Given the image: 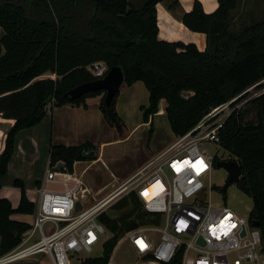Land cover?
Segmentation results:
<instances>
[{"label":"trees","instance_id":"trees-1","mask_svg":"<svg viewBox=\"0 0 264 264\" xmlns=\"http://www.w3.org/2000/svg\"><path fill=\"white\" fill-rule=\"evenodd\" d=\"M162 1L0 0V117L14 120L0 153V182L14 153L17 133L38 124L52 107H87L89 98L102 95L100 109L106 120L124 132L125 123L116 108L120 91L109 106L104 90L75 99L67 94L98 79L88 69L96 61H104L109 69L121 66L127 85L144 82L149 91L148 104L140 106L144 122H152L165 99V113L175 136L194 128L211 109L249 88H261L264 19L233 33L232 13L239 0H218L212 13L195 0L181 18L189 29L207 35V47L201 51L194 43L159 38L157 4ZM178 3L173 0L170 7ZM248 97L250 107L233 111L219 137L221 146L240 163L242 175L236 184L252 198L250 221L252 225L260 222L264 249V90ZM251 110L253 118L247 119ZM96 159V145L91 141L77 145L51 142L49 165L63 161L62 171L74 173L76 162ZM218 161H214L216 167ZM14 185L21 189L16 208L0 194V255L19 246L32 227L13 219L12 214L33 213L36 208L23 181L16 179ZM129 203L133 208L118 217L105 212L99 216L113 232L105 243L103 262L126 231L151 221L134 191L115 205L122 208ZM181 256L182 252L171 264H180Z\"/></svg>","mask_w":264,"mask_h":264},{"label":"built area","instance_id":"built-area-1","mask_svg":"<svg viewBox=\"0 0 264 264\" xmlns=\"http://www.w3.org/2000/svg\"><path fill=\"white\" fill-rule=\"evenodd\" d=\"M88 69L97 78L109 71L104 61H96ZM245 92L211 109L194 128L177 136L165 150L91 205L85 202L89 188L78 176L72 178L73 173L49 165L33 228L19 246L0 255V264L32 254L46 255L50 264H171L180 252V264H264L260 227L251 224L250 216H241L211 199L217 187L212 182L216 156L211 148L221 147L219 131L229 115L242 108L238 101ZM3 133L0 129V151ZM48 182L63 187L48 188ZM132 191L151 214V221L126 231L103 262L109 238L101 241L107 226L99 216ZM78 201L82 205L79 210ZM35 230L39 239L26 245ZM122 241L132 250L127 261L115 258Z\"/></svg>","mask_w":264,"mask_h":264},{"label":"crops","instance_id":"crops-1","mask_svg":"<svg viewBox=\"0 0 264 264\" xmlns=\"http://www.w3.org/2000/svg\"><path fill=\"white\" fill-rule=\"evenodd\" d=\"M172 1L173 0H165L157 4L159 38L167 41H183L185 43H194L201 51L205 50L207 47V35L203 32H197L189 29L183 23L181 18L185 12H188L193 8L195 0H178V5L171 8L170 4ZM199 1L202 3L203 8L207 13L214 12L219 6L218 0ZM139 93L148 95L149 101V91L143 81H137L132 85H127L124 82L117 97V111L124 120L126 126L125 128L128 130L130 129V131L126 133L124 137L125 139L132 136V133H134L137 128L148 124V122H144L143 116L142 119L138 121H134L130 117L131 111L134 110L136 112L137 109H140L141 105H147V103L144 102L145 100L140 102L137 99V94ZM101 98L102 95L89 98L87 100V107H84L83 105L77 106L72 104H65L60 107H52L49 109L47 115L38 124L32 127L21 129L17 133L14 153L11 160L9 161L7 172L1 178L0 182L1 196L8 198L12 202L14 208L19 205L21 198V189L14 185V181L16 179L23 181L26 187L28 198L36 204L37 208L40 200V188L43 186L46 173L49 168L51 142L77 145L85 141H91L96 146H98L99 152H101L100 144L96 143L98 141L97 138L95 139L94 137L95 131L98 130L97 127L105 125L107 122L103 112L100 109ZM161 106L163 111H159L157 114L164 113L166 115L165 109L167 106V101L165 99L161 101ZM0 119L2 120L0 122V129L3 131L5 130L2 136V141H4L6 131L12 126L14 120L3 119L1 117ZM171 133L175 138L177 137L175 134H173L172 130ZM170 144L164 145V147L158 150L157 153L165 150ZM100 159H102V152L99 156H97L96 160L83 161L87 162L85 163L87 166L85 165L81 169L80 174L75 172V166L81 161L76 162L74 164V173L70 176H72V178L75 176L80 177L81 174H84L93 163L101 161ZM33 164H37V166L32 167L31 165ZM49 183L52 182L46 183L47 187ZM59 185L61 188L63 187L62 184ZM36 208L32 213V215H34V222L36 219ZM12 218L31 224L32 227L29 230L33 228L34 222L25 219L21 215L13 213ZM26 232L23 235V239L25 236H28ZM36 233H38V237L34 240L33 238ZM31 237L32 241H30ZM39 237V232L35 230L30 236L29 240L26 242V245L29 243V241L32 243L38 240Z\"/></svg>","mask_w":264,"mask_h":264},{"label":"rangeland","instance_id":"rangeland-1","mask_svg":"<svg viewBox=\"0 0 264 264\" xmlns=\"http://www.w3.org/2000/svg\"><path fill=\"white\" fill-rule=\"evenodd\" d=\"M232 15L233 21L230 29L233 33H238L244 26L264 19V0H239V4ZM261 81L263 82L261 88L250 89L248 95L242 97V99L238 101V103L242 102L241 107L243 110L250 107L248 101L250 99V97H248L249 94L252 96L258 93V89H260V91L264 90V80ZM137 99L140 102L145 100L144 102L148 104V95L139 93L137 94ZM160 111H163L161 104ZM252 113L251 110L247 119L253 118ZM142 116L143 113L140 109H137L136 112L134 110L131 111L130 117L134 121L142 119ZM1 121L0 119V122ZM151 121L152 122L149 121L148 124L137 128L136 131L132 133V136L127 139L124 137L130 129L128 130L125 128L126 126L122 134L117 131L114 126H111L108 121L105 125L97 127L98 130L95 131L94 137L95 139L97 138L98 142L96 143L100 144L102 159H100L101 161L99 162L93 163L80 177L78 176L84 182V185L89 188L88 195L85 198L87 205L93 204L96 200L102 198L106 192L120 186L125 180L131 177L143 163L145 164L156 155L158 150L176 139L171 133L169 121L164 113L154 115L153 118L151 117ZM211 150L215 152V156L219 158V160H236V158L230 155L222 146L218 147L217 145H213ZM101 152H99V148L96 146L97 156H99ZM85 163L87 162L81 161L77 164L75 166V172L80 174L81 169L86 165ZM31 166L35 167L37 164ZM228 174L225 168L214 166L212 182L217 187L213 188L211 199L215 203L225 204L241 216L247 218L250 216L253 207L252 198L242 192L237 187V184H232L226 191H223L222 186L225 184ZM70 184H72V181ZM48 187L61 188L57 183H49ZM116 203L110 206L105 213L111 217H118L133 208L132 203L126 204L122 208L116 206ZM14 214L21 215L25 219L34 222V215H32V213L14 212ZM112 234L113 232L107 227L101 235V241H106ZM32 237L30 241H32ZM37 237L38 233L34 235L33 239L35 240ZM30 241L28 244H30ZM99 253H101V251H99ZM131 256L132 250L130 245L127 241H122L115 251L116 260L127 261ZM11 264H50V259L46 255L32 254Z\"/></svg>","mask_w":264,"mask_h":264},{"label":"water","instance_id":"water-1","mask_svg":"<svg viewBox=\"0 0 264 264\" xmlns=\"http://www.w3.org/2000/svg\"><path fill=\"white\" fill-rule=\"evenodd\" d=\"M125 82V75L124 71L121 66L116 65L109 69L108 73L102 77L98 78L96 80L86 82L83 84H80L76 86L75 88L68 91V95L75 99L83 95L84 93L90 92V91H98V90H104L105 92V103L107 106L111 105L114 97L118 94V92L121 89V86ZM218 167H223L228 171V178L222 186V190L226 191L232 184H236L241 175H242V169L240 166V163L235 159L230 160H219L217 163ZM65 168V163L63 161H59L55 169L56 170H63ZM82 205L81 202L78 201L76 204V209H81ZM253 224L255 226H260L259 221H253ZM246 233V229L243 230V235ZM201 243L204 244V240L200 238L199 240Z\"/></svg>","mask_w":264,"mask_h":264},{"label":"snow or ice","instance_id":"snow-or-ice-1","mask_svg":"<svg viewBox=\"0 0 264 264\" xmlns=\"http://www.w3.org/2000/svg\"><path fill=\"white\" fill-rule=\"evenodd\" d=\"M201 166L203 167V164H202V162H201Z\"/></svg>","mask_w":264,"mask_h":264}]
</instances>
